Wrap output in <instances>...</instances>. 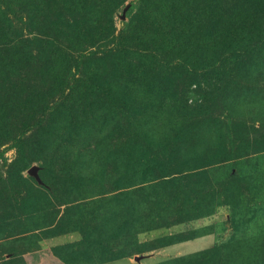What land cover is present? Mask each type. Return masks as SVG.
Masks as SVG:
<instances>
[{"label": "rangeland", "instance_id": "obj_1", "mask_svg": "<svg viewBox=\"0 0 264 264\" xmlns=\"http://www.w3.org/2000/svg\"><path fill=\"white\" fill-rule=\"evenodd\" d=\"M142 218L205 237L177 264H264V0H0V254L34 252L0 264L114 258Z\"/></svg>", "mask_w": 264, "mask_h": 264}, {"label": "crops", "instance_id": "obj_2", "mask_svg": "<svg viewBox=\"0 0 264 264\" xmlns=\"http://www.w3.org/2000/svg\"><path fill=\"white\" fill-rule=\"evenodd\" d=\"M158 232L160 231H155L149 234H142L140 236V242L147 243V242L157 240L162 237L174 235V234H165V235H161L158 237H152L153 234L155 235ZM79 234H80L79 232L70 231V232H66V233L56 235V236H51V237L46 235L45 237H42L43 239L40 241L41 250H46L48 248H52L53 250L56 248L71 246L72 244H76L81 241ZM146 235L148 238L145 237ZM150 236L152 238H149ZM205 241H206L205 237L189 239L187 241H182V242L170 245V246H166V247H162V248H158V249H154L150 251H145L140 254H135L131 257L120 258V259L113 260L111 262L104 263V264H110V263L122 262V261H128L127 262L128 264H161L165 261L175 259L174 257H171L170 259L169 258L160 259V255L164 254L163 252L171 253L173 255L175 254L177 258L189 256V255L201 252L202 251L200 249L201 243H204ZM181 249H182V253H181ZM33 253L34 252H27L26 255H30ZM4 256L7 259L10 258V255L7 253H5ZM56 260H57V257H56ZM58 261H59V264H63L61 259H58L57 261H53V264H57Z\"/></svg>", "mask_w": 264, "mask_h": 264}, {"label": "trees", "instance_id": "obj_3", "mask_svg": "<svg viewBox=\"0 0 264 264\" xmlns=\"http://www.w3.org/2000/svg\"><path fill=\"white\" fill-rule=\"evenodd\" d=\"M159 204L160 203H158V205ZM169 226H171V224H168L167 222L159 221V220H157L155 218L145 219V220L142 218V221H140L139 224H136V226H135L136 228H135L134 236L136 237V244H137L136 247L128 250V253H123L122 255H119L117 257L110 258V259H104V260H101V261L100 260H93L92 262L87 263V264H104V263H108V262H111L113 260H117V259H120V258L131 257V256H133L135 254H140V253H143L145 251H150V250H154V249H158V248H162V247L173 245L175 243L182 242L181 240H179V241H173L172 240L170 242L169 241L168 242H163V244L161 246H153V245L149 244L151 242H155V241H158V240L165 239L166 237H169V236L162 237V238H159L157 240H153V241H150V242H147V243L140 242V236L142 234H149V233H152V232H155V231L166 230V229L169 228ZM49 229H52V228H49ZM70 231L79 232L81 234V238L83 237V234L80 231L76 230V229H71ZM70 231H65L63 233L70 232ZM63 233H62V231H58L56 233L53 232V234H50V235H47V236L51 237V236H56V235H60V234H63ZM194 238H199V237H194ZM42 239H43L42 237H41V239L40 238L38 239V244H40V241ZM82 239H81V241H82ZM189 239H193V238H189ZM189 239H186L184 241H187ZM80 242H78V243H80ZM78 243L72 244L71 247L76 246L75 249H78L77 246H80V244H78ZM40 249H41V247H40ZM56 249H58V252L61 251L60 249H63L64 252H70L72 250H75V249H70V246L60 247V248H56ZM27 252H33V251H30L29 249H27V251H24V252L20 251L19 249L10 251L11 254H9L10 255L9 259H7L4 256L5 253H1L0 254V259H2V260H0V261L5 262V260H12V261L14 260L15 261V260H20L21 259V261L23 262V260H22V259H24L23 256H24V254L26 255ZM203 252H205V251H202V252H199V253H195V254H192V255H189V256L177 258V260L173 259V260L165 261V262H163L161 264H177L178 262H180L182 260H185V259H190V261H191V260H194L195 258L199 257L200 254H202ZM64 262H65V264H67L66 261H64Z\"/></svg>", "mask_w": 264, "mask_h": 264}]
</instances>
